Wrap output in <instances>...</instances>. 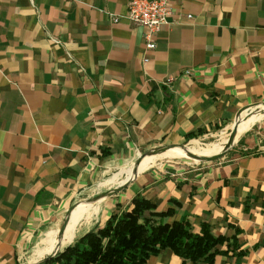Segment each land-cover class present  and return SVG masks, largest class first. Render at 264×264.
<instances>
[{
	"label": "crops",
	"instance_id": "obj_1",
	"mask_svg": "<svg viewBox=\"0 0 264 264\" xmlns=\"http://www.w3.org/2000/svg\"><path fill=\"white\" fill-rule=\"evenodd\" d=\"M130 1L0 0V264L40 263L137 195L195 233L239 230L247 255L214 264H264L263 140L157 168L264 107V0H172L154 50ZM148 264L193 263L166 249Z\"/></svg>",
	"mask_w": 264,
	"mask_h": 264
},
{
	"label": "trees",
	"instance_id": "obj_2",
	"mask_svg": "<svg viewBox=\"0 0 264 264\" xmlns=\"http://www.w3.org/2000/svg\"><path fill=\"white\" fill-rule=\"evenodd\" d=\"M193 138L194 135L187 136L188 140ZM174 216L173 208L158 211L155 203L137 195L127 210L114 213L104 227L95 226L73 244L49 256L44 264H148L151 257L166 249L184 263L193 264H214L220 255H247V251L240 249L239 230L232 238L215 236L205 222L201 231L195 233L187 219L170 222ZM224 247L226 250H222Z\"/></svg>",
	"mask_w": 264,
	"mask_h": 264
},
{
	"label": "rangeland",
	"instance_id": "obj_3",
	"mask_svg": "<svg viewBox=\"0 0 264 264\" xmlns=\"http://www.w3.org/2000/svg\"><path fill=\"white\" fill-rule=\"evenodd\" d=\"M247 111L250 113L247 116H250V117H257L256 115H259V114L264 115V107L263 106L254 107V108H251ZM233 129L234 128H231V129H228L225 131L219 130V132H217V134H215L213 136L205 137V138H199V139H197L198 141H195V142L189 143V141L192 139L187 140L186 143L183 144V145H185V148H192L196 144L198 147H201L204 150L198 149L196 152H193L192 154L187 155V156L179 154L180 151H173V150L169 153H164V154L160 155V156H162V157H160V160H164V161L161 162L157 168H162L163 166L166 168H168L170 166H175V167H179V168H183V169H187V168L192 169L193 167H202L203 165H207V164L212 163V162H200L197 159V157L202 156V157L206 158L207 157L206 155L211 154V153L207 152L205 147H209L210 145H214V144H218V145L224 144L230 138V136L233 134L232 133ZM236 131H237V129H236ZM252 135L257 136L258 139H261L264 142V118H263V120L261 119V120L255 121L249 128L245 129L242 133H240L239 138H238L233 150L237 149V147L239 146V143L243 139H246V138H248V136H252ZM227 146H229V145H226L225 147L227 148ZM226 148L224 150H222V152H224L226 150ZM181 149H183V148H181ZM222 152H219V153H222ZM219 153H216V154H219ZM229 153H231V151H229ZM212 155H215V154H212ZM156 157H159V156H154L151 161L155 160ZM194 157H196V158H194ZM202 157H200V158H202ZM223 158H225V156L222 157L221 159L213 161V162H219ZM130 205H131V203H130ZM130 205H128V207H126L125 210H127L130 207ZM120 206L121 205H118V207H117L118 210L117 211L115 210L116 211L115 213L122 212ZM113 214L114 213H112V215ZM110 217H109V219H110ZM107 221H106V223H107ZM106 223L103 225V227L106 225Z\"/></svg>",
	"mask_w": 264,
	"mask_h": 264
},
{
	"label": "built area",
	"instance_id": "obj_4",
	"mask_svg": "<svg viewBox=\"0 0 264 264\" xmlns=\"http://www.w3.org/2000/svg\"><path fill=\"white\" fill-rule=\"evenodd\" d=\"M171 16L172 0H131L127 13V19L131 23L146 29L148 50L156 48L157 37L162 28L169 24Z\"/></svg>",
	"mask_w": 264,
	"mask_h": 264
},
{
	"label": "bare ground",
	"instance_id": "obj_5",
	"mask_svg": "<svg viewBox=\"0 0 264 264\" xmlns=\"http://www.w3.org/2000/svg\"><path fill=\"white\" fill-rule=\"evenodd\" d=\"M255 121H257V118L256 117H250V116L244 117L243 120L241 119L239 122L240 124L238 123V125H237L238 127H236L237 131L235 132V134H232L230 136V138L224 144H219V145L214 144V145H210L209 147H205L206 151L211 153V154L206 155L207 156L206 159L212 158V157H215V156H218L219 154H221L219 152H222V150H224L226 148L225 147L226 145H229L231 147L233 145H235L238 138H239L240 133H242L245 129L249 128ZM198 149L204 150L195 144L192 148H183V149H176V150L173 149V151H180L179 154L187 156V155L192 154L193 152H196ZM171 151H167L165 153H169ZM216 153H219V154H216ZM212 154H215V155H212ZM154 156H152V158ZM200 157H202V156H200ZM202 158H204V157H202ZM151 159L148 162H146V164L144 165V167H142V169L146 168L147 163H149L151 161Z\"/></svg>",
	"mask_w": 264,
	"mask_h": 264
},
{
	"label": "water",
	"instance_id": "obj_6",
	"mask_svg": "<svg viewBox=\"0 0 264 264\" xmlns=\"http://www.w3.org/2000/svg\"><path fill=\"white\" fill-rule=\"evenodd\" d=\"M243 112H244V111H243ZM243 112H242V113H243ZM242 113H241V114H242ZM239 116H240V115H239ZM235 128H236V127H235ZM235 128H234L233 131H232L233 134H235V132H236ZM234 146H235V145H233L232 147H231V146H227L226 150H225L224 152H222L221 154H219L218 156H215V157H212V158H208V159L197 157V159H198L200 162H213V161L219 160V159H221L222 157L226 156V155L229 153V151H232L233 148H234ZM176 147L185 148V146H173V147H171L170 149H173V148H176ZM170 149H165V152L168 151V150H170ZM161 151H162V150H161ZM158 153H160V151L153 152V154H158ZM149 155H152V154H149ZM146 157H147V155L143 156L142 159H141V161H143ZM194 158H196V157H194ZM141 161H140V162H141ZM71 212H72V211H71ZM71 212H70V214H69V217H70V215H71ZM69 219H70V218H69ZM67 223H68V222H67ZM67 223H66V224H67ZM64 229H65V228H63L62 231H64ZM59 252H60V251H59ZM57 253H58V252H56L54 255H56ZM54 255H50V256H54ZM48 257H49V256H48ZM48 257H46L44 260H42V261H41L40 263H38V264H44V263L46 262V260H47Z\"/></svg>",
	"mask_w": 264,
	"mask_h": 264
}]
</instances>
